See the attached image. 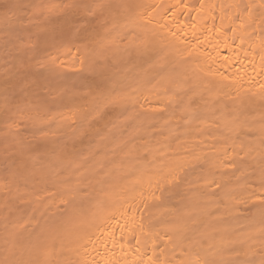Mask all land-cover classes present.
Listing matches in <instances>:
<instances>
[{
	"label": "bare ground",
	"instance_id": "1",
	"mask_svg": "<svg viewBox=\"0 0 264 264\" xmlns=\"http://www.w3.org/2000/svg\"><path fill=\"white\" fill-rule=\"evenodd\" d=\"M11 2L0 264H264V0Z\"/></svg>",
	"mask_w": 264,
	"mask_h": 264
},
{
	"label": "rangeland",
	"instance_id": "2",
	"mask_svg": "<svg viewBox=\"0 0 264 264\" xmlns=\"http://www.w3.org/2000/svg\"><path fill=\"white\" fill-rule=\"evenodd\" d=\"M5 2L4 1H2V0H0V7L1 8H5L8 12H10V10H8L9 9V6H12V2H11V0H6V3H7V6H5L6 5V3L4 4ZM2 4V5H1ZM11 4V5H10ZM6 7H8V9L6 8ZM11 13V12H10ZM12 14V13H11ZM11 16V15H10ZM21 18H23V17H21ZM55 18V17H54ZM55 22L57 23V22H59L56 18H55ZM54 22V23H55ZM25 24V23H24ZM37 71V70H36Z\"/></svg>",
	"mask_w": 264,
	"mask_h": 264
}]
</instances>
